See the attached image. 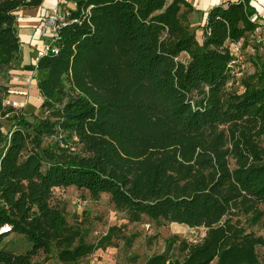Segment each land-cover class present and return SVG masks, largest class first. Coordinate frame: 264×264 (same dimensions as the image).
<instances>
[{"label": "trees", "instance_id": "trees-1", "mask_svg": "<svg viewBox=\"0 0 264 264\" xmlns=\"http://www.w3.org/2000/svg\"><path fill=\"white\" fill-rule=\"evenodd\" d=\"M43 1L0 0V72L20 62L14 12ZM72 1L56 51L22 66L45 115L30 121L5 105L0 84V117L12 121L0 127V228L10 227L0 264L39 254L40 264H88L123 238L110 226L87 241L53 196L67 187L107 196L130 223L204 229L195 242L167 238L145 264H264V59L252 45L255 72L233 78L229 67L259 22L251 0L208 9L201 42L186 0ZM11 233L29 249L1 246Z\"/></svg>", "mask_w": 264, "mask_h": 264}, {"label": "rangeland", "instance_id": "rangeland-1", "mask_svg": "<svg viewBox=\"0 0 264 264\" xmlns=\"http://www.w3.org/2000/svg\"><path fill=\"white\" fill-rule=\"evenodd\" d=\"M189 21L195 38L197 37L196 39L200 41L197 21L194 17L189 18ZM250 38L248 47L243 46V41H241L242 44L239 43L234 47L236 49H234L235 64L233 65V71H240L241 75L238 77L233 75V78H240L257 70L258 66L255 65L256 56L249 49L253 45V35ZM186 58L185 54L178 57L182 61ZM15 68L21 69V63L18 62ZM11 74H13V77ZM14 75L10 70L0 72V84L7 86L10 92L5 99L9 102L6 105H12V102H16V108H21V114L30 121L44 116L45 113L40 108L42 98L39 92L35 91L30 75L22 77L23 83L17 82ZM11 125L12 121L7 119L6 116L0 117V127L3 133H6ZM53 196L55 200L65 205L68 222L79 224L87 231L86 240L89 242H96L110 226L121 227L119 235L123 238L113 239L111 248L95 253V256L99 258L111 257L114 264H145L147 258L164 250L167 238L178 236L190 242H195L202 237L204 232L203 228H189L178 223L155 224L147 218H143L138 223H130L122 213L113 209V206L108 203L107 196L101 195L98 200H92L86 191L75 187L56 188ZM256 232L264 235V226L257 229ZM1 246L9 251L21 253L29 249L30 242L26 236L12 233L3 238ZM259 252L264 257V248H260ZM174 254H176L175 250L171 252L172 256ZM43 258V255L39 254L34 258V261L40 264Z\"/></svg>", "mask_w": 264, "mask_h": 264}, {"label": "crops", "instance_id": "crops-1", "mask_svg": "<svg viewBox=\"0 0 264 264\" xmlns=\"http://www.w3.org/2000/svg\"><path fill=\"white\" fill-rule=\"evenodd\" d=\"M186 1H188L194 8V11L190 14L189 18L192 19L194 17L195 21H197V25L199 26V31H200L199 33L200 41L199 40L198 41L201 42L203 38V30L201 26L205 22L206 12L212 6L220 3H225L228 0H186ZM230 1H236V0H230ZM56 2L57 0H44L43 3L38 7L21 8L14 12L18 37L20 41V63L22 66H24L25 64L28 65V64L36 63L37 60L36 48L41 46V40L36 39L41 31L39 18L43 13L47 12ZM72 2L73 1L70 0L68 3L70 9L75 8V5ZM251 4L256 9V13L253 15V19H256L258 21H264V0H251ZM10 71L15 74L14 75L15 80L20 83L24 82L22 77H25V75H30L31 81L33 83L32 85H34V89L38 93V89L36 87L35 75L33 71L24 70L22 68L21 69L14 68ZM12 75L13 74H11V76Z\"/></svg>", "mask_w": 264, "mask_h": 264}, {"label": "built area", "instance_id": "built-area-1", "mask_svg": "<svg viewBox=\"0 0 264 264\" xmlns=\"http://www.w3.org/2000/svg\"><path fill=\"white\" fill-rule=\"evenodd\" d=\"M70 0H57V2L45 13H43L39 18V23L41 26V31L37 36V40H41V46L36 48V58L41 57L47 53H52L56 51V41L58 39V28L65 20L66 16L69 14L70 7L68 5ZM74 5L75 3L72 2ZM253 45H257L258 51L264 59V21H259L253 32ZM236 48H233V51ZM251 53H255L253 47L249 48ZM235 64V59L229 63L231 69V75L238 77L241 75L240 71H233V65ZM10 93V92H9ZM9 102L4 100V104ZM13 107H17L16 102H12ZM10 230L8 225H4L0 228V232H7ZM97 253V252H96ZM43 264H55L53 261H46ZM88 264H114L112 258L109 256L101 257L92 255L88 259Z\"/></svg>", "mask_w": 264, "mask_h": 264}]
</instances>
